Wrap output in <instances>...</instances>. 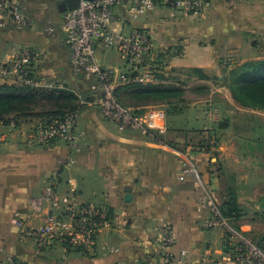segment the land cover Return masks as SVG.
Masks as SVG:
<instances>
[{
  "label": "crops",
  "instance_id": "0c3cea01",
  "mask_svg": "<svg viewBox=\"0 0 264 264\" xmlns=\"http://www.w3.org/2000/svg\"><path fill=\"white\" fill-rule=\"evenodd\" d=\"M63 1L24 0L34 19V25L24 30L0 12V66H9L23 49H43L33 66L37 86L56 80L66 89L87 91L76 128L85 132L79 151L67 140L45 143L32 133L43 123L41 117L0 120V264H10L11 258L28 264H233L227 258L223 229L202 225L212 216L204 196H212L216 189L218 174L211 166L216 158L197 151L188 154L165 138L176 129L202 128L207 122L188 107L168 114L167 132L156 138L151 130L122 131L105 118L92 96L93 79L76 73L71 48L63 40ZM207 1L200 12L158 7L140 18L118 8L113 26L126 34L146 31L154 48L164 54L130 64L115 49L100 45L97 59L118 71L152 73L154 81L148 84H179L185 81V72L194 68L218 73L223 79L222 71L253 58L245 49L264 40V0ZM51 24L56 27L53 32L47 30ZM193 80L200 79L193 76ZM124 84L115 82L116 88ZM226 93L232 105L241 106ZM149 105L166 107L163 103L143 107ZM224 108L229 116L232 107ZM64 197L113 212L112 223L100 229L92 249H70L62 240L40 249L25 234V228L43 225L52 213L67 216ZM55 198L61 200L60 206H54ZM160 227L168 228L173 238L169 244L159 242Z\"/></svg>",
  "mask_w": 264,
  "mask_h": 264
},
{
  "label": "built area",
  "instance_id": "2783aa9c",
  "mask_svg": "<svg viewBox=\"0 0 264 264\" xmlns=\"http://www.w3.org/2000/svg\"><path fill=\"white\" fill-rule=\"evenodd\" d=\"M208 4L207 0H81L79 6L63 12L60 28L63 40L71 48L72 64L77 74H83L93 79L92 96L99 107L100 113L115 122L122 131L138 130L156 133L167 131V109L163 105H149L145 107L127 106L120 102L115 95V82L130 80L127 69L118 71L113 67H106L97 59V49L103 45L107 49H115L126 63L137 64L145 60L154 48L150 35L141 29H135L126 34L113 26L116 10L121 8L132 18H140L158 7L171 10L183 9L185 12H200ZM0 12L9 17L19 30L31 28L34 19L29 13L24 0H0ZM54 25L47 30L53 32ZM45 53L38 48L23 49L14 56L9 66H0V83L9 82L19 84L38 85V81L31 76L35 61ZM152 73L138 75L134 80L148 84L154 81ZM48 88L64 89L60 81L46 82ZM216 104V105H215ZM205 106V116L220 119L219 104ZM79 125V114H69L64 120L51 123H40L34 127L33 133L45 143L61 138L70 142L75 151L81 149L84 131L76 132ZM205 128L209 125L205 124ZM67 216L50 214L43 225L28 231L36 236L43 244L50 239H62L72 246L94 247L100 229L107 223V212L94 204L78 205L64 197ZM212 210V216L203 220L204 228L226 226L228 223L216 205L213 197L206 194L204 200ZM61 200L55 198L54 206H60ZM16 223L20 221L16 220ZM227 232V231H226ZM227 232V240L231 236ZM160 240L163 244L173 241L168 228H162ZM227 258L233 264H264V248L247 240L233 242L228 240ZM184 253V252H183ZM183 257L179 258L182 261Z\"/></svg>",
  "mask_w": 264,
  "mask_h": 264
},
{
  "label": "rangeland",
  "instance_id": "374dc122",
  "mask_svg": "<svg viewBox=\"0 0 264 264\" xmlns=\"http://www.w3.org/2000/svg\"><path fill=\"white\" fill-rule=\"evenodd\" d=\"M29 13L32 15L31 11ZM257 42V44L252 46V49L247 48L243 52L247 56L252 55L253 58H264V40L258 39ZM235 58L236 60L239 59L238 56H235ZM253 58L249 60H253ZM246 61L248 60L242 63ZM233 67L235 66H232L231 69ZM231 69H225L221 74L225 77L226 73ZM185 73V81L176 84L184 89L182 94L184 99L183 104L186 105V108L192 107L196 109V112L200 113L199 115H201L202 120L207 122V124L208 120H212L214 123L213 125L208 124L211 126L210 131L204 129L205 123L202 128L176 129L170 133V137L166 136L165 138L172 140L173 144L175 143L177 147L186 149L188 154L193 155L197 151L201 152L199 153L200 156L204 155L208 157L211 155L216 158L215 162L211 164L218 174V180L215 184L216 189L212 194L214 201L217 200L219 204L223 199V196L220 194H224L229 189L235 192L236 199L242 206V216L240 218L227 219L228 223L226 226L221 225L218 227L223 229V235L228 231L232 233L231 236L227 237V240L231 239L233 242L247 240L258 244L264 236V110L251 107H237L239 106L237 104L236 107L232 105L226 97V90L231 96L232 90L218 73L212 74L209 70L203 68H200L196 72L190 69ZM193 76H196L200 80L194 82ZM88 86L89 82H85L84 87L87 88ZM75 90L80 97L81 103H84V106L81 108L82 111L86 105L82 94L83 90L81 89L82 91H80L77 88ZM43 102L46 101L43 100ZM215 103L219 104L222 112L220 120H215L212 116L207 117L203 113V108L206 105L212 106ZM227 104H229V107H232L229 116H227L228 113L226 114L224 108L225 106L227 107ZM215 122L218 123L216 124ZM33 131L31 132L33 133ZM211 131L214 133V137L212 138H210ZM155 134L159 137L162 136L160 133ZM208 140L210 144H216V146L213 145L211 149L199 146L202 141L208 142ZM223 142H225L227 148L220 149L218 144ZM226 185L231 188H226ZM205 198L206 195L204 196V200ZM17 224L21 225V223ZM35 228L38 227L25 228L24 232L36 240L40 249L47 246L52 240H62L50 239L46 242L43 241L42 244L39 238L28 233V231ZM158 230V232H161L162 227ZM62 241L65 242L64 240ZM223 241L224 246L229 244L225 242L224 236ZM159 242L162 243V241ZM64 245L67 247L66 244ZM86 249H92V247ZM10 264L28 263L11 258Z\"/></svg>",
  "mask_w": 264,
  "mask_h": 264
},
{
  "label": "trees",
  "instance_id": "16d2710c",
  "mask_svg": "<svg viewBox=\"0 0 264 264\" xmlns=\"http://www.w3.org/2000/svg\"><path fill=\"white\" fill-rule=\"evenodd\" d=\"M163 54V50L153 48L141 63L149 62L153 57ZM129 70L127 69V75L130 80L122 86L115 87L114 90L120 102L136 108L150 103H163L166 104L168 114H178L185 110L186 105L183 104L182 96L184 89L181 86L175 84H143L134 80L139 75L138 72H130ZM192 70L196 72L200 68ZM80 75L84 76L83 74ZM31 76L35 78L34 69ZM224 80L231 88L233 98L241 106L264 110V58L248 60L233 67L226 73ZM82 93L84 101H86L84 95L87 91ZM43 100L46 102L42 103ZM82 106L84 103H81L75 90L39 87L32 84L0 83V120L4 122L11 120L18 122L20 119L28 117H41L43 122L47 124L56 120H64L69 114H80ZM204 129L210 131L211 127ZM160 135L163 136L164 133ZM162 136L159 137L156 134V138H162ZM212 137H214V133L211 131L210 138ZM205 141H202L199 146H205L207 149H211L213 145L216 146V144H210L209 140L208 142ZM227 187L231 188L226 185ZM220 195L223 196V199L219 204L216 203L220 213L227 219L240 218L242 206L236 199L235 192L228 189ZM106 212L107 218L111 219L114 216L110 210ZM225 242L228 243V240ZM64 244L70 249L87 250L83 246L72 247L66 241ZM257 245L264 248V236ZM228 249V245L225 246V250L228 251Z\"/></svg>",
  "mask_w": 264,
  "mask_h": 264
},
{
  "label": "water",
  "instance_id": "95a60500",
  "mask_svg": "<svg viewBox=\"0 0 264 264\" xmlns=\"http://www.w3.org/2000/svg\"><path fill=\"white\" fill-rule=\"evenodd\" d=\"M80 2L81 0H64L63 2L60 3V10L64 12L66 10L75 9L79 6ZM126 199L130 200L131 194H127Z\"/></svg>",
  "mask_w": 264,
  "mask_h": 264
}]
</instances>
